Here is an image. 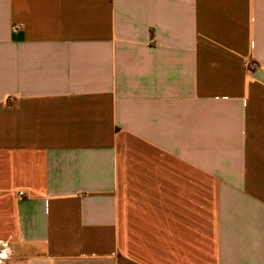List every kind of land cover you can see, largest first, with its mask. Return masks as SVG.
<instances>
[{
  "label": "crops",
  "instance_id": "obj_1",
  "mask_svg": "<svg viewBox=\"0 0 264 264\" xmlns=\"http://www.w3.org/2000/svg\"><path fill=\"white\" fill-rule=\"evenodd\" d=\"M0 264H264V0H0Z\"/></svg>",
  "mask_w": 264,
  "mask_h": 264
},
{
  "label": "built area",
  "instance_id": "obj_2",
  "mask_svg": "<svg viewBox=\"0 0 264 264\" xmlns=\"http://www.w3.org/2000/svg\"><path fill=\"white\" fill-rule=\"evenodd\" d=\"M250 66H251V64H250ZM19 194H20V195H22V194H23V192H22V191H20V192H19Z\"/></svg>",
  "mask_w": 264,
  "mask_h": 264
}]
</instances>
